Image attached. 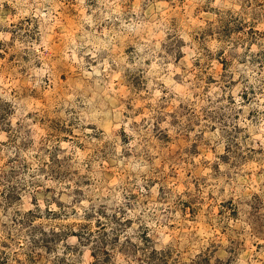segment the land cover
Returning a JSON list of instances; mask_svg holds the SVG:
<instances>
[{"label": "rangeland", "instance_id": "374dc122", "mask_svg": "<svg viewBox=\"0 0 264 264\" xmlns=\"http://www.w3.org/2000/svg\"><path fill=\"white\" fill-rule=\"evenodd\" d=\"M0 264H264V0H0Z\"/></svg>", "mask_w": 264, "mask_h": 264}]
</instances>
